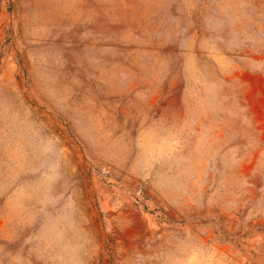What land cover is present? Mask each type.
<instances>
[{"label": "rangeland", "instance_id": "obj_1", "mask_svg": "<svg viewBox=\"0 0 264 264\" xmlns=\"http://www.w3.org/2000/svg\"><path fill=\"white\" fill-rule=\"evenodd\" d=\"M0 264H264V0H0Z\"/></svg>", "mask_w": 264, "mask_h": 264}]
</instances>
